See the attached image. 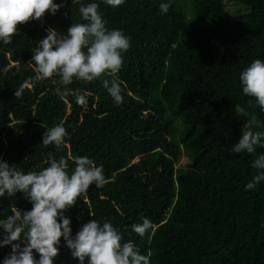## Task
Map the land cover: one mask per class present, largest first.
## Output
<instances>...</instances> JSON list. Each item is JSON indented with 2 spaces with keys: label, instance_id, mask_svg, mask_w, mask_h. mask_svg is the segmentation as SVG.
Masks as SVG:
<instances>
[{
  "label": "trees",
  "instance_id": "obj_1",
  "mask_svg": "<svg viewBox=\"0 0 264 264\" xmlns=\"http://www.w3.org/2000/svg\"><path fill=\"white\" fill-rule=\"evenodd\" d=\"M55 2L64 4L55 15L18 24L12 42L0 43V158L25 172L46 167L49 156L65 157L69 174L70 157L103 165L105 185H90L65 211L73 235L107 218L150 264H264V182L245 188L264 147L231 152L246 122L255 118L253 130L264 132V112L239 79L253 60H264V0H238L249 8L239 17L226 0H167L166 14L161 0L101 3L106 26L130 41L117 74L123 102L114 103L102 84L111 77L102 75L69 86L87 95L85 106L56 94L58 77L36 80L29 63L45 29L66 35L84 22L80 4ZM21 84L27 87L16 98ZM57 124L66 128V144H42ZM13 208L31 204L19 193L0 198V218ZM142 218L153 228L139 237L131 226ZM9 251L0 248V260ZM54 264H78L63 238Z\"/></svg>",
  "mask_w": 264,
  "mask_h": 264
},
{
  "label": "clouds",
  "instance_id": "obj_2",
  "mask_svg": "<svg viewBox=\"0 0 264 264\" xmlns=\"http://www.w3.org/2000/svg\"><path fill=\"white\" fill-rule=\"evenodd\" d=\"M125 0H72L80 4V18L84 22L72 23L66 35L54 28H47L46 36L39 40L29 63L34 64L36 80L53 79L60 85L56 94L74 96L78 105L87 104V95L69 87L74 80L90 82L102 75L103 87L119 105L123 102L122 88L117 79L123 65V53L130 47L129 38L120 29H109L100 4L118 7ZM63 3L55 0H0V43L12 42L17 25L30 20H41L47 12L55 15ZM170 2L161 0L159 10L167 13ZM240 84L245 96L255 98V104L264 112V60H253L240 73ZM27 84L15 88L14 95H23ZM255 118L245 123L242 135L231 148L232 153H254L257 146L264 147V132L254 131ZM68 133L63 124L46 129L42 144L61 148L66 144ZM75 167L68 173V160L61 156H49L47 166L25 172L0 158V198L16 197L31 204L30 209L13 208L6 218H0V248L10 247L0 264H54L63 238L64 246L78 264H150V256L141 254L135 245L123 242L122 233L105 218L103 222L92 219L82 224L73 235L71 218L65 211L77 203L90 185L102 188L106 183L103 165H95L88 156L70 157ZM256 174L245 185L246 190L264 182V153L252 162ZM153 228L148 218L135 223L131 229L144 237Z\"/></svg>",
  "mask_w": 264,
  "mask_h": 264
},
{
  "label": "rangeland",
  "instance_id": "obj_3",
  "mask_svg": "<svg viewBox=\"0 0 264 264\" xmlns=\"http://www.w3.org/2000/svg\"><path fill=\"white\" fill-rule=\"evenodd\" d=\"M225 9L236 17L249 12V8L246 6H241L238 0H226Z\"/></svg>",
  "mask_w": 264,
  "mask_h": 264
}]
</instances>
